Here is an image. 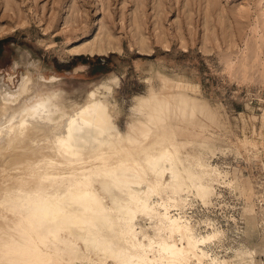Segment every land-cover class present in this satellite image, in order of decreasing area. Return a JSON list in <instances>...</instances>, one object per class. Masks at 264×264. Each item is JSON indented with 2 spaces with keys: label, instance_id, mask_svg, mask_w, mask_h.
<instances>
[{
  "label": "rangeland",
  "instance_id": "rangeland-1",
  "mask_svg": "<svg viewBox=\"0 0 264 264\" xmlns=\"http://www.w3.org/2000/svg\"><path fill=\"white\" fill-rule=\"evenodd\" d=\"M4 3L0 27L9 32L0 33V87L18 90L31 70L34 80L42 75L47 84L39 95H54L62 110L97 90L124 133L143 119L138 98L151 90L157 100L177 91L208 103L215 115L195 111L180 121L184 135L177 137L194 141L179 144L187 166L196 169L200 161L222 172L213 180L214 203L183 194L187 207L172 213L191 217L203 234L213 227L223 232L205 246L218 262L254 264L244 257L250 249L264 258V0H14L31 23L17 16L2 20ZM37 16L45 21L36 22ZM105 37L118 49L74 52ZM169 80L178 87L166 85ZM102 232V239L114 234ZM88 256L93 261L82 264H111Z\"/></svg>",
  "mask_w": 264,
  "mask_h": 264
},
{
  "label": "bare ground",
  "instance_id": "bare-ground-1",
  "mask_svg": "<svg viewBox=\"0 0 264 264\" xmlns=\"http://www.w3.org/2000/svg\"><path fill=\"white\" fill-rule=\"evenodd\" d=\"M4 4L2 20L32 22L22 3ZM102 39L74 52L118 49L112 38ZM44 83L28 70L18 90L0 87V264H82L93 261L88 254L111 264H207L210 258L209 264H233L218 262L205 248L222 231L213 227L203 234L191 217L172 213L187 207L192 192L204 204L214 203L213 180L222 172L200 161L196 169L187 166L179 144L194 141L177 137L184 135L180 121L195 111L215 115L208 103L177 91L157 100L151 90L138 98L136 113L143 119L124 133L97 90L62 110L54 95H39ZM166 85L178 87L176 81ZM103 230L114 234L102 239ZM257 254L250 249L244 257L257 263Z\"/></svg>",
  "mask_w": 264,
  "mask_h": 264
},
{
  "label": "crops",
  "instance_id": "crops-1",
  "mask_svg": "<svg viewBox=\"0 0 264 264\" xmlns=\"http://www.w3.org/2000/svg\"><path fill=\"white\" fill-rule=\"evenodd\" d=\"M258 250V249H257ZM261 252H263V251H260L259 253H258V255H257V262L258 263H254V264H264V258H259V256H261L262 257V255H263V253H261ZM253 263V262H252Z\"/></svg>",
  "mask_w": 264,
  "mask_h": 264
}]
</instances>
